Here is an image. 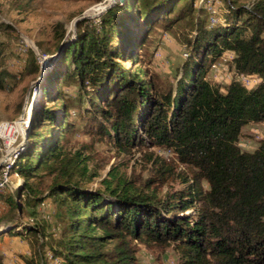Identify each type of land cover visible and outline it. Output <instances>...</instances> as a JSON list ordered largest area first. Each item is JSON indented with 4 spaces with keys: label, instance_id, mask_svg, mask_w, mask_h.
<instances>
[{
    "label": "trees",
    "instance_id": "trees-1",
    "mask_svg": "<svg viewBox=\"0 0 264 264\" xmlns=\"http://www.w3.org/2000/svg\"><path fill=\"white\" fill-rule=\"evenodd\" d=\"M196 1L126 0L98 22H77L76 40L47 72L43 101L11 165L22 185L14 193L0 190L9 205L0 214V239H33L41 258L30 256L24 264H50L48 254L64 264H142L139 240L173 244L180 264H264V140L252 152L238 144L244 126L264 121V0L252 6ZM134 23L142 31H134ZM163 30L186 50L174 80L152 72L144 79L146 63L128 70L123 62L149 57ZM4 50L0 44V90L27 67L42 72L33 50L20 55L24 64L17 72L6 66ZM225 52L233 53L228 62L236 76L214 82L210 70ZM250 75L258 79L251 88L243 81ZM79 131L126 154L150 146L173 149L210 189L197 179L173 189L170 171L157 167V182L169 186L159 194L121 177L103 179V188L90 191L89 157L65 150ZM48 203L58 212L59 230L52 233L40 212ZM25 206L33 214L16 220ZM2 253L0 264H6Z\"/></svg>",
    "mask_w": 264,
    "mask_h": 264
},
{
    "label": "rangeland",
    "instance_id": "rangeland-1",
    "mask_svg": "<svg viewBox=\"0 0 264 264\" xmlns=\"http://www.w3.org/2000/svg\"><path fill=\"white\" fill-rule=\"evenodd\" d=\"M115 1L0 0V22L10 26L9 28L4 26L0 28V44L5 48L2 54L5 57L6 66L16 72L21 71L24 60L20 58V55L25 53V50H33L42 68V72L38 74L31 69L33 67H27L24 72L20 73L18 80L10 88L0 90V123L5 120H17L25 111H28L30 116L32 115L33 111L43 101V89L47 84L45 79L47 72L58 62L64 49L76 40L77 23L74 29L72 24L74 19L84 17V19H92L98 22L101 15L107 10H103L104 7ZM125 1L117 0L115 4L124 3ZM232 1L228 0L227 3L233 4ZM236 1L238 4L252 6L256 0ZM200 4L201 0H197L196 6H200ZM216 4L221 7L220 10L223 8L222 3L217 2ZM210 7L212 12L217 8ZM131 14L134 16L133 12ZM131 26L134 31H142V25L134 23ZM152 43L150 56L146 57L149 60L146 58L143 61L137 59L139 63L129 61L123 62V65L130 71H136L137 68L144 66L143 64L146 63L145 68L148 69V72L143 77L144 79H148L149 74L152 72L159 74L163 79L174 80L178 75V69L182 67L186 59L183 42L163 30L159 32ZM59 45H61V51H55L56 46ZM232 56V52H225L223 61L217 63L216 66L213 65L209 73L211 80L229 83L234 79L236 76L235 67L228 62ZM249 77L251 81L247 80L245 84L251 88L258 82V79L255 75ZM68 89L72 88L69 87ZM50 104L53 105V102ZM60 112V110H57V113ZM23 138H25L24 135L19 138L16 145L17 152L23 145ZM262 140H264V121L253 122L243 127L238 144L243 151L252 152L258 148ZM65 150L72 154L80 150L85 156L89 157L87 164L90 179L86 180L85 183L90 191L103 188V179L121 177L146 192H158L159 194V189L163 192L169 190V186H162L157 182L154 171L157 167H160L161 170L170 171L169 182L173 189L188 186L195 179L200 181L203 190L210 189L209 183L204 178L197 177L196 170L183 163L173 149L170 148L150 146L145 151L136 149L131 154H126L105 139L92 138V136L79 131L65 142ZM6 153V151L0 153V173L7 163L12 161V164L16 159L13 155L7 156ZM50 180L51 177H47L46 182L48 183ZM21 182L20 175L12 172L10 186L13 188L19 187L22 185ZM7 191L12 192L11 190ZM8 208L9 205L6 200L0 198V214L7 213ZM40 212L47 217L51 224V226H48L49 232L58 231L59 223L56 208L48 203L40 209ZM191 212L192 210H188L184 212V215ZM30 214H33V210L25 206L19 212L17 211L16 220L20 221L24 218L23 221H28ZM138 247L139 251L136 255L142 264H180L179 252L173 244L160 245L152 241L139 240ZM36 249L37 246L33 239L30 241V239L20 237L10 238L8 235L4 237L3 241L0 239V250L3 251L2 255L6 264H24V259L30 258V256L37 258L40 263L41 258Z\"/></svg>",
    "mask_w": 264,
    "mask_h": 264
},
{
    "label": "built area",
    "instance_id": "built-area-1",
    "mask_svg": "<svg viewBox=\"0 0 264 264\" xmlns=\"http://www.w3.org/2000/svg\"><path fill=\"white\" fill-rule=\"evenodd\" d=\"M250 80L248 77H243V81L246 82ZM251 81V80H250ZM30 113L25 111L23 115L17 120H5L0 123V153L1 151H6L7 156L13 155L15 158L18 156L16 150V145L19 141L20 136L24 135V132L29 127L30 123ZM11 162L5 165L0 173V190L15 191L16 187L10 186V177H11ZM48 259L50 264H64L63 260L59 257H54L52 254H48Z\"/></svg>",
    "mask_w": 264,
    "mask_h": 264
},
{
    "label": "water",
    "instance_id": "water-1",
    "mask_svg": "<svg viewBox=\"0 0 264 264\" xmlns=\"http://www.w3.org/2000/svg\"><path fill=\"white\" fill-rule=\"evenodd\" d=\"M116 2H117V0H116L114 3H111V4L106 5V6L104 7L103 10L110 8V7L113 6ZM100 13H102V12H100ZM100 13H98V14H100ZM81 19H84V17H80V18H76V19H74V21L72 22L74 29H75L76 23H77L79 20H81ZM24 137H25V138L27 137V131L24 132Z\"/></svg>",
    "mask_w": 264,
    "mask_h": 264
},
{
    "label": "bare ground",
    "instance_id": "bare-ground-1",
    "mask_svg": "<svg viewBox=\"0 0 264 264\" xmlns=\"http://www.w3.org/2000/svg\"><path fill=\"white\" fill-rule=\"evenodd\" d=\"M113 1V0H112Z\"/></svg>",
    "mask_w": 264,
    "mask_h": 264
}]
</instances>
